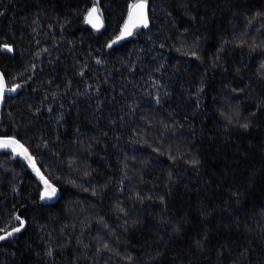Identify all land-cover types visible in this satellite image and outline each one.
Masks as SVG:
<instances>
[{"label": "trees", "instance_id": "trees-1", "mask_svg": "<svg viewBox=\"0 0 264 264\" xmlns=\"http://www.w3.org/2000/svg\"><path fill=\"white\" fill-rule=\"evenodd\" d=\"M135 1L0 0V264H264V0Z\"/></svg>", "mask_w": 264, "mask_h": 264}, {"label": "snow or ice", "instance_id": "snow-or-ice-1", "mask_svg": "<svg viewBox=\"0 0 264 264\" xmlns=\"http://www.w3.org/2000/svg\"><path fill=\"white\" fill-rule=\"evenodd\" d=\"M131 11L129 14V22L126 23L121 30V34L117 39H123L125 36L132 35V28L139 27L140 25H143L144 27H147V18L144 13L145 8V0H138V2L134 5L130 6ZM98 9L96 7H93L89 10L87 15V21L92 24L94 28H97L100 26L99 24V16H98ZM116 41H113L115 43ZM7 47V46H6ZM111 47V45H109ZM8 51H12L10 47L7 48ZM15 88H10L8 91H15ZM4 94V79L3 77H0V96ZM243 127H247V125H243ZM0 147L3 148H12L13 152H17V149H21V153L27 157V159L32 162V158L30 156H27V149H23L21 145L18 144V142L15 139L10 140H3L0 141ZM33 168L35 169L34 162L32 163ZM37 175L40 176V179L44 181L45 184V190L41 193V199L42 200H50L52 199L56 194V188L53 187L47 180L44 179L43 176L40 175L39 170H36ZM17 220H19L20 226L15 227L12 232H7L5 235H0V240H4L7 238V236H11L13 232H19L21 228L24 225V221L21 220L19 217H16Z\"/></svg>", "mask_w": 264, "mask_h": 264}, {"label": "water", "instance_id": "water-1", "mask_svg": "<svg viewBox=\"0 0 264 264\" xmlns=\"http://www.w3.org/2000/svg\"><path fill=\"white\" fill-rule=\"evenodd\" d=\"M137 2H138V0L135 1V2H133L132 5L136 4ZM93 7H96V6H93ZM93 7H91L90 9H92ZM96 8H97V7H96ZM90 9H89V10H90ZM130 11H131V8H129V10H128L127 17H126V19H125V22H124V24H123L121 30L123 29L124 25H125L126 23L129 22V14H130ZM88 12H89V11H88ZM88 12H87L86 17H85V24H86L88 27H90L92 30H94V31H100V30L102 29V27H103V19H102L101 15L99 14V12L97 13L98 16H99V24H100V26H99L98 29H97V28H94V27L92 26V24L89 23V22L87 21V15H88ZM144 13H145V16H146V18H147V27H144L143 25H140L139 27H134V28H132V35H133V33H134L137 29H148V27H149V25H150V19H149V8H148V2H147V0H145ZM120 34H121V31H120V33L118 34L117 37H119ZM132 35H130V36H125L123 39H119V40H118L117 37H116V38L113 40V41H116V42H115V43L112 42L113 46H118V45L122 44L124 41L128 40ZM0 77H3V74H2L1 71H0ZM3 79H4V77H3ZM12 88H15L16 90H15V91H8V89H10V88L7 87L6 82H5V79H4V94H3L2 96H0V111H1L2 107L4 106L5 98L8 97V96H14V95L16 94L17 87L15 86V87H12ZM10 139H15V140L18 142V144L22 146L23 149H26V148L24 147V145H23L20 141H18L16 138H13V137H10V136H3V137L0 136V141H3V140H10ZM8 149H11V150H12L11 147H9V148H3V147H0V151H6V150H8ZM13 156H14V157L19 156V157L22 159V161L25 163V166H26V168L28 169V171L32 174V176H33V177L38 181V183L42 186V191H41V193H42V192L45 190V184H44V181L40 179V176L37 175L36 170H37V169L39 170L41 176L44 177V175L41 173L40 169H39L38 166L36 165V161H35L34 157H32V156L30 155V153L28 152V150H27V156H30V157L32 158V162H30V161L27 159V157L21 153V149H17V152H13ZM33 162H34V164H35V169H34L33 166H32V163H33ZM44 179L47 180L45 177H44ZM47 181H48V180H47ZM48 182H49V181H48ZM49 183H50V182H49ZM59 197H60V194H59L57 191H56L55 196H54L52 199H50V200H42V199H41V195H40L39 204L52 205V204H54V203L57 202V200L59 199ZM16 217H18V216L16 215ZM16 220H17V219H16ZM17 221H18V223H19V220H17ZM23 221H24V220H23ZM19 226H20V223H19V225L16 226V227H19ZM25 226H26V223H25V221H24V225H23V227L21 228V230H20L19 232H13V234H12L11 236H7L6 239H4V240H0V244H1L2 242L6 241L8 238L12 237L13 235H16V234L20 233L21 231H23L24 228H25ZM14 228H15V227H14ZM14 228H11V229L5 231V232L2 233L1 235H5V236H6L7 232H12Z\"/></svg>", "mask_w": 264, "mask_h": 264}, {"label": "bare ground", "instance_id": "bare-ground-1", "mask_svg": "<svg viewBox=\"0 0 264 264\" xmlns=\"http://www.w3.org/2000/svg\"><path fill=\"white\" fill-rule=\"evenodd\" d=\"M51 184V183H50ZM52 185V184H51ZM1 235V234H0ZM9 239V238H8Z\"/></svg>", "mask_w": 264, "mask_h": 264}]
</instances>
